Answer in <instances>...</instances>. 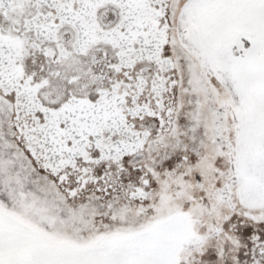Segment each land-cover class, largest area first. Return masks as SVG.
Here are the masks:
<instances>
[{
  "label": "snow or ice",
  "instance_id": "obj_1",
  "mask_svg": "<svg viewBox=\"0 0 264 264\" xmlns=\"http://www.w3.org/2000/svg\"><path fill=\"white\" fill-rule=\"evenodd\" d=\"M0 264H264V0H0Z\"/></svg>",
  "mask_w": 264,
  "mask_h": 264
}]
</instances>
